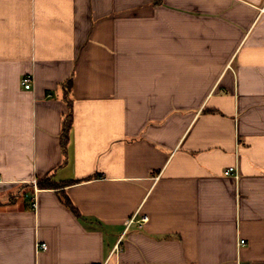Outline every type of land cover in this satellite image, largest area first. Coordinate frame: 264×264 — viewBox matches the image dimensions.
Segmentation results:
<instances>
[{"label":"crops","instance_id":"0c3cea01","mask_svg":"<svg viewBox=\"0 0 264 264\" xmlns=\"http://www.w3.org/2000/svg\"><path fill=\"white\" fill-rule=\"evenodd\" d=\"M0 264H264V0H0Z\"/></svg>","mask_w":264,"mask_h":264},{"label":"built area","instance_id":"2783aa9c","mask_svg":"<svg viewBox=\"0 0 264 264\" xmlns=\"http://www.w3.org/2000/svg\"><path fill=\"white\" fill-rule=\"evenodd\" d=\"M33 84H34V79H33V77L31 75L30 76H26V77L23 78L22 85H23V87H24L25 90H31L32 87H33ZM236 173H237V171H236L235 168H229V169H227V170L224 171V175L225 176H228V177H230V176L231 177L232 176L237 177L238 174H236ZM31 208L33 210H35L37 208V200L36 199H34L33 203L31 204ZM147 221H148L147 218H144L142 220V222H144V223L147 222ZM245 243L246 242L244 240H242V241H240L239 246L242 247V246L245 245ZM41 248L42 249H46L47 248V245L46 244H42L41 245Z\"/></svg>","mask_w":264,"mask_h":264},{"label":"trees","instance_id":"16d2710c","mask_svg":"<svg viewBox=\"0 0 264 264\" xmlns=\"http://www.w3.org/2000/svg\"><path fill=\"white\" fill-rule=\"evenodd\" d=\"M162 2H163V0H154V3L156 5H161ZM68 123H71V122L68 121ZM68 123L64 129V136H63L64 137V147L66 146L65 144H66V140H67L66 134L68 133L69 128H70V124H68ZM40 187H41V189H59L60 188L59 185L55 184L52 181H44L40 184ZM64 202L77 216H80L79 213L76 211V209L73 207V205L70 203L69 200H65Z\"/></svg>","mask_w":264,"mask_h":264}]
</instances>
